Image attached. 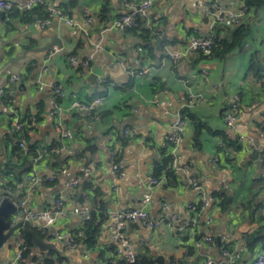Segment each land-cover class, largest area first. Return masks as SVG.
Here are the masks:
<instances>
[{"label": "crops", "instance_id": "1", "mask_svg": "<svg viewBox=\"0 0 264 264\" xmlns=\"http://www.w3.org/2000/svg\"><path fill=\"white\" fill-rule=\"evenodd\" d=\"M9 1L14 5L12 12L0 17V89H10L12 106L0 103V140L10 131L9 122L13 125L11 118L17 114L21 119L35 116L37 120L24 134L28 147L36 146L40 152L54 142L61 143L52 154L48 151L44 160H29L32 168L23 180L35 175L42 181L34 193L25 195L19 194L15 185L12 199L25 197L30 210H50L63 192L67 214L57 217L48 234L30 222V231L39 243L18 264H37L35 258L43 255H50L58 264H106L114 257V220L110 212L140 207L145 194L151 196L147 210L153 220L161 216V206L166 204L170 213L190 220L191 226L181 233L164 224L154 229L140 221L130 224L122 235L136 256L147 254L163 264H207L208 258L214 263L221 261V251L226 247L240 255L233 264H251L264 252V167L259 160L264 153V130L260 128L264 90L259 84L262 78L249 72L252 63L264 69V8L247 14L244 26L249 34L241 47L224 60L199 61L195 53L175 63L168 59L165 46L179 51L190 36L205 35L210 28L206 7L217 1L223 8L238 10L241 3L155 0L150 18L163 45L158 50L155 38L148 44L153 50L149 52L141 48L142 41L129 29H110L113 20L127 12L123 0H46L78 21L87 10L95 20L88 35L56 17L48 15L43 19L23 12L27 0ZM105 8L109 20L103 24L100 16ZM37 19L45 20L46 25L41 26ZM219 28L224 30L222 37L232 38L234 27L225 24ZM54 43L59 52L49 58L52 48L45 49ZM91 56L89 67H84ZM71 57H76L79 64L72 65ZM127 68H147L149 72L142 78H132ZM202 70L207 71V76ZM14 76L19 79L11 83ZM186 79L205 99L191 109H183L188 96ZM101 80L117 87L109 89L99 119L91 122L83 113L71 109L72 96L86 103L102 96ZM55 83L65 92L60 101L53 95L51 86ZM154 96L158 105L153 102ZM234 96L240 98L241 109L234 126L228 128L224 114ZM178 113L185 129L172 153L165 137L174 130ZM62 114L70 116V120ZM57 126L70 130L73 139L63 145ZM127 129L131 131L129 137L125 136ZM93 144L97 148L92 154L86 148ZM7 150L1 163L10 157ZM166 153L173 159V179L167 185L151 186L148 178L153 177L156 163ZM112 158L121 162L124 176L119 177L111 169ZM62 169L67 173H60ZM75 176L82 178V184L75 191L68 190L67 183ZM47 177L53 181H43ZM191 179L198 181L201 191L190 186ZM216 195L222 197L216 199ZM209 197L215 201L204 207L202 200ZM75 203L82 212L99 215L101 230L91 249L82 243L69 249L50 235V231H61L78 236L75 234L84 221L81 215L71 214ZM191 205L197 206L195 213L189 212ZM22 232L17 234L19 242L13 248L5 246L0 250V264H8L20 250L23 252ZM204 237H210L212 242L197 248L196 242ZM251 239L254 247L250 246Z\"/></svg>", "mask_w": 264, "mask_h": 264}, {"label": "built area", "instance_id": "2", "mask_svg": "<svg viewBox=\"0 0 264 264\" xmlns=\"http://www.w3.org/2000/svg\"><path fill=\"white\" fill-rule=\"evenodd\" d=\"M123 1L125 8L127 9V12L122 16L114 19L113 22L111 23L110 29L134 28L137 26L139 19L144 21L145 27L152 28L150 11L153 8L155 0H142L140 2H136L134 0H123ZM160 1L166 2L168 0H160ZM238 1L239 3H241V8H239L238 10L223 8L222 6L223 4L221 2H217V1L212 2L208 7L205 8V15L210 20L209 31L202 36H190L187 41V44L184 46V48L180 49L179 51H172L171 47L166 45L165 53L168 59L172 60L175 63H178L183 59L187 58L188 56H190L191 54H195L198 52L208 53L213 45L212 37L215 27L225 24H228L232 27H238L240 25H244L246 21V16L248 14V8L245 7V5L242 3L241 0ZM38 6L47 7L46 10L50 17L58 18L66 26L79 28L85 35L89 34V31L95 24L94 18L88 15L87 10H84V12L82 13V20L78 21L66 16L65 13L52 7V5H48L46 0H27L26 4L22 7V11L32 12ZM13 8L14 5L11 1L0 0V17L5 13L12 12ZM37 20L41 26L46 25L45 20L42 19L40 20L37 19ZM96 50L97 51L100 50L99 45L96 47ZM58 52L59 49L57 48V46H53L52 49L49 51L48 57L50 58L53 55L57 54ZM92 59H93L92 56L89 57V59H87V61L84 62L83 66L89 67ZM70 63L72 65H78L79 61L76 57H71ZM127 70L132 78H142L146 76L149 72L147 68L139 69V70H133L131 68H127ZM202 73L204 76H207L208 74L206 70H202ZM18 79L19 78L16 76L12 77L11 83L18 81ZM205 80L207 81V77H205ZM189 83L190 82L188 79L184 81V85L188 89V96L186 103L183 106V109H191L194 108L196 105L205 102L203 95L199 91L192 89L189 86ZM259 84L264 90V79L263 80L260 79ZM99 86L101 88L100 91L103 95L95 97L92 101L88 103L79 101L75 95L72 96L71 109L83 113L85 117L91 122L99 119L100 108H102L105 104V99H106L105 95L108 94L109 89L117 87L114 83H111L107 80H101L99 82ZM51 87L56 101H60L65 97L64 89L60 84L55 83ZM39 89L41 90L43 89L42 84L39 86ZM4 94L5 91L3 89H0V103ZM153 102L158 105L157 96H154ZM240 109H241L240 98L238 96H234L229 106H227L226 112L224 114V120L228 128L234 126L236 114L239 112ZM179 113L177 114V119L176 122L174 123V130L165 137L166 145L171 147L172 153L174 152V150H176L177 145L179 144L185 129V123L181 119ZM11 119L13 122V129H12L13 132H20L25 128V126H27V128H33L37 121L35 116H31L30 118L27 119V121H24L23 119L19 118L17 114H14ZM260 128L264 130V118L262 120V123L260 124ZM56 131L60 140L63 141V145L66 143L65 141L73 139V133L70 130H64L60 126H57ZM130 135H131V131L127 129L125 131V136L129 137ZM18 146L25 152L29 151V147L25 143V140L23 138L20 139ZM47 153L48 150L46 148L40 150L38 156L36 158H33L34 162L44 160ZM259 160L262 166L264 167V153L260 155ZM173 168L174 165L172 166V169ZM111 169L119 177L124 176V167L121 164V162L117 160V158H112ZM60 173L65 174L67 173V170L62 169ZM41 181L42 180L39 179L37 176L29 175L26 177L25 180H23L22 182L16 185V191H18L19 194H23V195L27 193H34L38 188V186L40 185ZM43 181L50 182L53 181V179L51 177H47ZM148 183L151 186L167 185V178L166 176H163L161 179L157 180L154 177H149ZM81 184H82V178L80 176H75L69 179L66 187L68 190L75 191L81 186ZM190 186L197 191L202 190L201 186L199 185L196 179H191ZM14 191L15 190L12 187H8L4 191V196H0V201L6 198L14 202L17 209V215L20 216V218L23 221L34 222L35 224L40 225V227H42L43 229L42 231L44 232V234H48L47 230L53 229L58 216L67 215L65 212L66 198L63 192L58 196L57 200L55 201V206L53 209L50 210L43 209V210L35 211V210H30L28 208L25 197L22 200L13 201L12 198ZM214 201H215L214 197H209L207 199L202 200V205L204 207H207L210 204L214 203ZM149 205H151V196L149 194H145L141 200L140 207L135 209L110 212V215L114 220L111 242L114 245V247H116L111 264H117V262L121 260H125L128 263H133L135 261L136 255L131 250L127 240L122 235L123 230L134 222L140 221L143 224H145L147 227L153 229L158 228L162 224H164L168 227L176 228L181 233L186 232L188 228L191 226L190 220L187 219L182 220L177 215L170 213L168 211L166 204H163L161 206V216L157 220H153L147 210V207ZM196 210H197L196 205L189 206V212L195 213ZM71 214L81 215L84 222L91 220V212H82L78 208L76 203L71 211ZM13 222L16 223L17 220H14ZM50 235L54 240L64 244L69 249H74L78 245L76 237L70 233L61 232V231H54V232L50 231ZM246 241L247 240L245 238V242ZM204 242L210 243L212 242V239L210 237H204L201 241L196 242V247L201 248ZM22 253L23 252L20 250L17 253V255L13 258V260H11L8 264H18L22 259ZM221 256H222L221 261L215 264H233L240 258V255L237 252L231 251L226 247H223L221 251ZM207 264H214V262L210 258H208ZM251 264H264V252H260L254 258Z\"/></svg>", "mask_w": 264, "mask_h": 264}, {"label": "trees", "instance_id": "3", "mask_svg": "<svg viewBox=\"0 0 264 264\" xmlns=\"http://www.w3.org/2000/svg\"><path fill=\"white\" fill-rule=\"evenodd\" d=\"M245 7L248 8V13L251 10L264 8V0H241ZM29 14H35L36 17L45 18L48 16L47 10L43 8V6H38L32 12H28ZM108 10L106 8L103 11V14L100 16L101 22L106 24L109 20V16L107 15ZM232 30V38L228 39L227 37H222L221 34L224 32L223 28H219V26L214 28L213 31V45L208 53L198 52L196 55L199 57V61L202 60H224V58L236 51L241 47L243 40L248 36L249 29L240 25L238 27H234ZM133 32L134 35H137L141 43V48L148 50L149 52L153 51L149 48V43L158 37V32L155 29L147 28L144 25V21L139 19L136 27L129 29ZM194 36H200L199 34H194ZM249 72L253 76H258V78L264 79V69L260 66V64H254L249 67ZM158 81H156L154 86H157ZM5 94L2 97L1 103L4 107L12 106V96L10 89L4 90ZM184 112V111H183ZM29 116L28 118H30ZM28 118L23 119L27 121ZM9 120V119H8ZM10 124V131L1 138L0 140V158L5 155L8 146H11V150L8 151L10 157L4 163L0 161V196L3 191H5L8 187H12L15 189V185L23 181V175L31 170V163H28L32 158H36L39 154L36 146H29V151H23L19 146V141L21 138L25 139V133L29 130L27 126L20 132H13V125ZM25 136V137H24ZM60 139V138H59ZM61 146V143L54 142L50 147H48L49 153H53L55 150H58ZM163 160L161 162L156 163V168L153 177L161 179L163 176L167 178V184L173 179L174 172L172 169L173 159L171 156L166 153L163 155ZM11 176V177H10ZM8 180V182L3 183V180ZM83 185L87 186L86 183ZM221 196L216 195L215 198L219 199ZM101 230V221L99 220L98 213H91V220L85 221L82 225L80 232L76 233L78 235L76 237L77 243H82L87 249L93 248L97 243V235ZM80 234V236H79ZM23 237V253L22 260L25 259L29 254L32 248H34L37 243L34 242V239L31 235L22 232ZM252 243L250 246L254 245V240L251 239ZM257 241H255L256 243ZM254 247V246H253ZM116 247H112V251L114 254ZM53 252V251H51ZM113 259L108 260L106 264H111ZM35 262L37 264H58V261L49 256H42L40 258H35ZM117 264H163V261L159 258H153L147 254L136 256V259L133 263H128L125 260L118 261Z\"/></svg>", "mask_w": 264, "mask_h": 264}, {"label": "water", "instance_id": "4", "mask_svg": "<svg viewBox=\"0 0 264 264\" xmlns=\"http://www.w3.org/2000/svg\"><path fill=\"white\" fill-rule=\"evenodd\" d=\"M56 44L57 43L51 44L45 50H50L53 46H57ZM155 45L158 50H162L163 38L157 37ZM62 117L70 120V116H67L66 114H62ZM96 148L97 145L93 144L89 145L86 149L93 154ZM14 220H17V222L14 223ZM30 228V222L23 221L20 216L17 215V209L14 202L6 198L0 201V250H2L12 238H15L16 240L17 234L22 231L31 235L34 238L35 243H39L35 234L30 231Z\"/></svg>", "mask_w": 264, "mask_h": 264}, {"label": "rangeland", "instance_id": "5", "mask_svg": "<svg viewBox=\"0 0 264 264\" xmlns=\"http://www.w3.org/2000/svg\"><path fill=\"white\" fill-rule=\"evenodd\" d=\"M19 242V239H16L15 240V238H12L9 242H8V244L6 245L8 248L9 247H12L13 248V246L15 245V244H17ZM41 246H43V245H41ZM44 247V246H43Z\"/></svg>", "mask_w": 264, "mask_h": 264}, {"label": "bare ground", "instance_id": "6", "mask_svg": "<svg viewBox=\"0 0 264 264\" xmlns=\"http://www.w3.org/2000/svg\"><path fill=\"white\" fill-rule=\"evenodd\" d=\"M83 12V11H82ZM73 17V16H72Z\"/></svg>", "mask_w": 264, "mask_h": 264}]
</instances>
